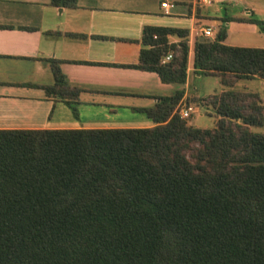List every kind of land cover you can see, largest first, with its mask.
<instances>
[{
	"label": "trees",
	"instance_id": "trees-1",
	"mask_svg": "<svg viewBox=\"0 0 264 264\" xmlns=\"http://www.w3.org/2000/svg\"><path fill=\"white\" fill-rule=\"evenodd\" d=\"M242 20L264 36V21ZM224 36L220 26L193 46V70L228 88L200 99L212 128L178 116L177 89L139 109L151 127L0 129V264H264V133L250 130L263 126L264 105L231 89L264 79V49L226 46ZM187 50L185 29L144 26L129 66L181 85ZM47 61L45 95L76 116L79 90Z\"/></svg>",
	"mask_w": 264,
	"mask_h": 264
},
{
	"label": "crops",
	"instance_id": "crops-1",
	"mask_svg": "<svg viewBox=\"0 0 264 264\" xmlns=\"http://www.w3.org/2000/svg\"><path fill=\"white\" fill-rule=\"evenodd\" d=\"M161 2L173 6L164 9ZM203 7L197 0H76L73 8L50 0H0V129L151 127L139 109L177 89L183 90L178 106L191 105L201 98L188 90L199 75L192 68L195 41L212 40L224 26L223 45L264 49L263 34L242 20L264 21V0H215ZM144 26L187 31L183 84L129 66L137 62ZM205 28L211 36L200 34ZM47 59L56 60L66 83L79 90L71 103L76 116L63 100L45 95L42 87L53 82ZM216 77L220 91L228 89ZM231 89L256 93L264 105V79H239ZM257 132L264 133V124Z\"/></svg>",
	"mask_w": 264,
	"mask_h": 264
},
{
	"label": "rangeland",
	"instance_id": "rangeland-1",
	"mask_svg": "<svg viewBox=\"0 0 264 264\" xmlns=\"http://www.w3.org/2000/svg\"><path fill=\"white\" fill-rule=\"evenodd\" d=\"M207 7L208 6H204L203 10H206ZM220 87L221 86L216 76H206L199 74L192 76L189 82L188 90L197 96L203 97L211 93H218L220 91ZM200 99L201 98H197L195 101L190 102L189 100L187 102V104H191L194 112L191 113L186 119L189 120V124L194 125L195 127L212 128L215 121L213 110L209 105L206 106L204 101H201ZM257 129V127H252L250 130L257 132Z\"/></svg>",
	"mask_w": 264,
	"mask_h": 264
},
{
	"label": "built area",
	"instance_id": "built-area-1",
	"mask_svg": "<svg viewBox=\"0 0 264 264\" xmlns=\"http://www.w3.org/2000/svg\"><path fill=\"white\" fill-rule=\"evenodd\" d=\"M199 4L203 6H208L211 5L215 0H197ZM160 6L164 9H169L173 6L172 3H167V2H161ZM200 34L205 37L211 36V30L210 28H205L200 31ZM170 54L167 53L165 56L162 57L161 62H165L169 60ZM194 112V109L192 108L191 105H183V106H178L176 108V113L178 114L179 117L181 118H187L191 113Z\"/></svg>",
	"mask_w": 264,
	"mask_h": 264
}]
</instances>
